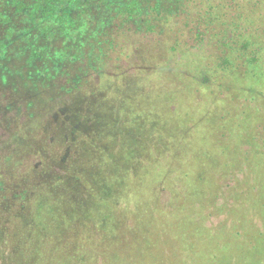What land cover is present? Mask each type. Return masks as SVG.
I'll return each mask as SVG.
<instances>
[{"label":"trees","instance_id":"16d2710c","mask_svg":"<svg viewBox=\"0 0 264 264\" xmlns=\"http://www.w3.org/2000/svg\"><path fill=\"white\" fill-rule=\"evenodd\" d=\"M133 35L158 38L154 42L147 43V46L145 43L142 47L140 45L137 51L143 49L145 56H159L165 61L162 66L143 65L146 67L143 70L136 67V72L149 69V72L154 71L153 74L147 75L148 77L159 76L156 78L158 86L152 89L153 87L148 84L144 89L146 93L152 92L153 95L157 93L158 99H163L164 94L182 96L185 92L183 81L190 83L187 87L188 91L200 93L202 88L195 87L200 85L199 79H202L210 83L209 86L204 85L206 91L213 93L215 100L222 96L228 99L223 110L215 109L210 111L205 119L191 120L195 121V129L191 127L187 130L194 135L200 127L202 135L196 141L190 138L191 144L195 145L187 144L186 148L191 149L193 153L186 159L177 160L176 169L183 168L182 174H185V178L192 179L188 181V189H190L186 192L184 205L182 204L180 209L185 212L184 207H188L194 213L189 218H180L173 233L167 228L172 220L167 214L163 216L167 222L156 223L159 225L150 233L148 226L153 223L135 224L133 230L135 235L148 241L146 248L156 238L159 243L166 240L167 245L174 239L177 245L181 246L186 243L184 238L188 229L194 230L192 235H195L199 229L206 232V239H211L209 242L211 246H208L212 249H208L210 254L204 256V264H213V262L214 264H264V189L256 187L255 191L252 190L247 194L244 192L242 197L238 181L227 192L229 197L227 201L218 204L222 195L219 192V183L222 179L210 176L213 183L210 185L211 180L206 176L214 165L212 170L215 171L220 167L223 170L227 168L231 170L247 161L250 164L248 171L254 174L258 172L260 175L261 182L259 179L257 182L259 186L264 184V170L260 171V168L264 169V131L255 128V123L261 126L260 123L264 121V104L261 103L264 101V92H258L256 87L244 86V82L264 85V0H239V2L236 0H0V88L2 87L4 91L10 89L17 92L14 87H23L31 99V105L46 104L52 109L50 111L57 108L59 98L75 94L77 98L73 102L81 105V108L83 107L81 95L85 94L86 88L94 92L90 84L91 79L104 78L108 80L107 84L111 80L110 63L115 64L113 66L115 71H120L117 69L124 60L123 56L131 60L135 49L134 47L129 49V56L124 42H130ZM163 36H168L167 45L162 42ZM157 48H159L158 53ZM170 73L172 74L170 76L161 75ZM119 77L124 78V74ZM162 78H165L164 81ZM230 80H234V83L229 84ZM191 85L194 89L190 88ZM103 86L107 93L110 91L107 89L108 84L102 85L94 92L96 98L107 94L99 93L103 90ZM113 88L117 89V86ZM142 92V90L139 93L132 92V95L141 96ZM110 96L108 94L109 98ZM242 96L246 101H249V98H252V101L259 100L263 110L256 108L257 110L253 111L252 107L242 100ZM99 97L102 101L106 99ZM132 98L121 97V101L124 100L126 106H129L130 103L135 102ZM138 100L137 97L135 106H140ZM237 101L241 110L236 106ZM76 105L69 107V110L72 111L71 122H74L72 127L78 125L75 134L78 132L79 135L83 128V121L80 120L83 113L80 115L81 112L76 110ZM109 105H112V101ZM110 110L111 108H107L102 111L108 116L111 115ZM248 110L252 113L251 116H248L247 120L241 119L243 117L239 115L249 114ZM239 112L240 114H236ZM103 117L96 114L91 121L98 133L101 127V132L95 134V137L108 133L106 127L101 124ZM190 118L192 116L189 114L185 127ZM171 120L176 123L173 126L181 128V131L185 129L178 125V120L175 122L174 117ZM162 123H165L170 131L174 130L166 115ZM212 124L230 130L227 137L232 144L228 145V142L221 141L225 138L224 134L222 138L219 137L212 142L213 136L210 135L212 131L209 130L210 127L213 128ZM75 134L61 132L65 137H72ZM115 139L111 126L109 141L112 145L108 146V143H104L101 139L98 142L99 149L103 152L109 153L111 149L109 156L111 159H103L105 161L102 163L106 162L103 168L102 163L99 167H92V165L86 166L83 160L77 159L73 176H68L61 188L72 197L69 199L67 195L66 198L67 201L70 200L69 207L65 206L67 202L64 204V212L67 216V219H64L67 221L64 223L65 229H68L69 234H74L76 229H83L84 241L77 245L63 241L61 243L56 239L48 243L42 240L29 242L26 237H19L13 251L17 254V258L11 264H76V260L79 262L84 252L83 246L95 253V261L97 255L103 256L105 260L102 264H126V262L144 264L143 261L138 263L137 260L130 262L117 252V248L115 251L109 250L107 241L115 240L118 232L122 235L123 227L115 217L107 220L103 211L114 204L115 191L122 193L121 197L126 196V199L133 195L139 202L143 195L140 193V188L135 190V187L144 183L141 175H145V179L149 176L153 183L159 177L158 182L173 181L172 156L170 154V158L163 157L162 161L156 162L158 170L152 171L151 159L141 154L142 160L146 159L142 163L139 162L137 157H134L137 153L130 150L128 145L129 143L136 145L140 142L126 141L127 143L121 144V149L118 147L117 152L115 146L118 143H114ZM244 142L250 144V150L254 151L245 152L235 145ZM29 147L30 145L27 149ZM171 148L163 147L164 153L172 151ZM32 149L35 147L32 146ZM134 149L137 151L135 146ZM206 152L209 154L212 152L209 164L204 162ZM231 153L238 155L232 159L233 161L226 160L227 158L223 161L220 159L221 155L228 156ZM107 167H111L112 173L116 176L110 182L104 180L99 183L98 178L105 173ZM129 176L133 177L130 179ZM234 179L235 177L232 178ZM118 182L122 190L116 188ZM246 184L245 182L244 185ZM51 186L53 188L55 185L51 183ZM212 186L213 189L216 187V190L211 193ZM128 189H131V193L125 195ZM97 193L100 199L104 196L105 204L99 217L96 211L100 212V207L96 209L88 206L87 210L81 207L87 202L86 199ZM181 196L182 194L179 195ZM146 200H148V210L154 213L151 209V201L157 203L156 196ZM245 202L248 204L244 205ZM51 203L58 207L59 202L51 201ZM100 205L103 207L102 202ZM154 209H157L155 205ZM160 209L164 210V208ZM175 209L180 211L179 208ZM91 212L95 213L88 215ZM221 213L227 215L226 220L217 226L211 224L212 226L207 228V223ZM139 214H142V211ZM255 219L260 221L261 226L256 224ZM188 222L191 223V228ZM137 244L136 247L132 245L131 249L134 247V251L143 252L141 244L139 242ZM0 245H3L1 238ZM25 249L28 253L31 252L34 262L28 257L21 256L22 252L26 253ZM131 249L130 254L133 253ZM34 252L38 253L40 259L34 257ZM213 253H216V256ZM90 256L91 253H87L83 258L86 262L83 264H92L94 258ZM234 257L238 258L237 262H232ZM159 261L162 264L160 258ZM178 264L183 263L179 260Z\"/></svg>","mask_w":264,"mask_h":264},{"label":"rangeland","instance_id":"374dc122","mask_svg":"<svg viewBox=\"0 0 264 264\" xmlns=\"http://www.w3.org/2000/svg\"><path fill=\"white\" fill-rule=\"evenodd\" d=\"M236 1L239 2V0ZM243 4L245 5L244 2ZM256 17L257 16H255V18ZM156 39L158 38H154L153 36L145 38L133 35L130 38V42H124L127 48L126 53L130 56L129 49L132 47H134L135 53L134 55L132 54L131 60L123 56L124 60L117 69L120 71H115L113 69L115 64L113 65V62L110 63L111 80L107 83V89H110V91L107 93V90H105L103 86V90L99 92L107 93L104 96L99 95L101 98H106L103 99L104 101H102L99 96L96 98L94 92H96V89L98 90L100 86L107 85L106 82L108 80L99 77L91 79L90 84L94 92L86 88L85 97L81 95L83 99V101H81L83 102V107L81 108V105H76L73 102L75 98H77L75 94L63 97L60 96L61 98L57 101V108L54 111H50L52 109H49L46 104L31 105V99L27 96V92L23 87H14L17 92L10 91V89L4 91L2 87L0 88V238L3 242V245H0V264H5V262L11 264L16 260L17 254L13 251L16 248L15 245H17L19 237H26L29 242H38L42 240L48 243L56 239V241H61V243L63 241L67 244L77 245H79L81 241H84L85 235L83 229H76L74 234H69L68 229H65L64 223L67 221H64V219H67V216L64 209L65 206H70L68 202H70L69 199H72V197L65 190H61V188H63L65 179L68 176H73L72 173L76 168L75 161L77 159L80 161L83 160L86 166L92 165V167H99L100 163L105 161L103 159H111V157H109L111 149H109V153H107L106 151L103 152L102 149L100 150L98 146L100 139L101 141L103 140L104 143H108V146L112 145L109 141L111 126L113 135L116 137V142L114 143H118L115 146V148L117 147L115 151L118 152L119 149H121V144H125L128 141L140 142L139 144L136 143V145H132L131 143L128 145L130 150L137 153V156L134 157H137L139 162L142 163L144 162L143 160L146 159L144 158L142 160L141 154L151 159L153 162L152 171L158 170L156 162L162 161L163 157L170 158L171 154V171H173L172 176L174 179H172L173 181L165 180L163 182H158L157 180L160 178L159 177L153 183L149 176L145 179V175H141L140 177L143 179L144 183L135 187V190L139 187L140 193L143 195V197L139 199V202L138 198H135L133 195H130L129 199H126V196L121 197L122 193L115 191L116 196L113 198L114 204L110 205L106 211L102 210L105 206L103 202L104 196H101L100 199L97 193V195L93 194V196L86 199L87 202L83 203L84 206H81L84 207V210H87L88 206L96 209L100 207V212L96 211L98 217L103 211L104 215L108 218L107 220L115 217L116 220L120 221L123 227L122 235L118 232L115 235V240L112 241V239H110L107 241L109 250L115 251L117 248V252L121 253L130 262L137 260L138 263L143 261L144 264H160V258L162 264H178L179 260H181L183 264L184 260L185 264H204L203 258L208 253V249L212 248L209 247L211 246L209 243L211 239H206V232L203 230L199 231L198 229L197 233L192 235L194 230L188 229V233L184 238L186 241L185 245H177L174 239L167 245L165 243L166 240L159 243L156 238L152 240L148 248H146L148 241L146 239H140L133 231L135 224L148 222L149 224L153 223V225L148 226V233L153 232L154 227L158 226L160 223L167 222L163 216L168 214L171 216L172 220L170 225H167V228L173 233L176 223L180 222V218H189V216L194 213V211L188 207H184L185 212L181 211L182 208L180 209V206H182L185 200L184 196L190 189H188V181L192 179L185 178V174H182L184 172L183 168L180 170L179 168L176 169L178 167L177 160L180 158L186 159L189 154H192V150L186 148L188 147L187 144H189V146L195 145L191 144L190 138H194L196 141V139L202 135L200 127L197 128V132L194 135L187 130L191 127L195 129V121L191 120L205 119L209 115V112L215 109L220 108L223 110L228 101V99H225L227 97L223 96L215 100L212 96L213 93L206 91L205 88L209 86L210 83L204 82L202 79H199V82H201L200 85L195 87L202 88L200 93L188 91L187 87H189L190 83L185 81L182 82L185 86V89L182 86L185 91L182 96L164 94L163 99H158L157 93H155V95H153L152 92L146 93L144 89L147 88L148 84L153 87L152 89L158 86L156 78L159 76L151 78L147 75L153 74L154 71L149 72V69L136 72L137 69H146L143 65L150 64H153L155 67L162 66L165 61L159 56H145L143 54V49L137 51V48L140 45L142 47L144 43L145 46H147V43L154 42ZM167 39L168 36H163L162 42L164 45H167ZM158 51L159 48H157L156 52L158 53ZM121 74H124V78L122 79L119 77ZM161 75L170 76L172 74ZM115 78H118V80H115ZM164 79L165 78H162L163 81ZM233 83L234 80H230L229 84ZM244 83L246 88L256 87L258 92H264L263 84L257 83L252 85L247 82ZM114 86H117V89H114ZM190 88L194 89L192 85ZM141 90L143 91L140 93L141 96H137L140 106H135L137 104V97L132 95V92L139 93ZM155 91L157 90L155 89ZM108 94L111 95L110 98ZM121 97L125 99H127V97H133L132 99H134L135 102L126 106L124 100L121 101ZM242 100L246 101L243 96ZM111 101L112 105L110 106L109 102ZM238 102L239 101L236 102V106L241 110ZM246 102L252 107L253 111L257 109L261 110V108L263 110V105H260L259 100L252 101V98H249V101ZM261 103L264 104V101ZM74 105L77 106L76 110L81 112L80 115L83 113L80 117V120L83 121V128L79 135L78 132L75 134L78 125L72 127L74 122H71L72 111L69 110V107ZM107 108H111L109 111L111 115L108 114L107 116V113L102 111ZM250 110H248L249 114H240V112L236 114H240L239 116L243 117L241 119L247 120L246 118L252 114ZM77 111L76 114H78ZM96 114L100 117L104 116L101 124L106 127L105 129L108 133H104L103 136L97 135V137H95L98 131L92 126L91 121ZM189 114L192 118L187 121L185 127V121ZM165 115L169 118L171 128H174L173 131H170L168 127L164 125L165 123H162ZM172 117H174L175 122L178 120V125L183 126L185 129L181 131V128L173 126V124L176 123L172 122ZM69 122H71L70 125L66 126ZM260 124L261 126L255 123L256 130L264 131L262 130L264 128V126H262L264 121ZM212 125L213 128H209V130L212 131L210 134L213 136L212 142L219 139V137L224 134L225 138L221 137V141L228 142V145L229 143L232 144L227 137L230 130L221 128V126L216 124ZM62 131H64V133L68 132L70 135H75L72 137H65L61 135ZM100 132L101 127H99V133ZM29 145L30 147L27 149ZM235 145L245 152H248V150L254 151L250 150V144L247 142ZM32 146H34L35 149H32ZM134 146L137 151L134 149ZM163 147H172L171 149L173 150L164 153ZM176 150L179 153H177ZM113 153L115 154L114 151ZM98 156L100 157L99 160ZM211 156L212 152L211 154L206 152L205 161H203L209 164ZM228 156H230V158ZM228 156L223 154L220 159L223 161L227 158L226 160L233 161L232 159H235L238 155L231 153ZM202 157H204L203 154ZM105 163L106 162L102 163V168ZM229 165H232V163H229ZM249 166V162L246 161L240 166L236 165L234 168H231V170L228 168L223 170L221 169L222 167L216 171L212 170L215 165L210 168V171L207 172L209 175H206L208 176L207 178L211 180V176L213 178L222 179L219 183V192L222 195L218 204H224V202L227 201L229 198L227 192L230 191L238 181L240 182L239 185L241 189L239 191L242 197L244 192L247 194V192H251L252 190L255 191L256 187L264 189V184L259 186V183H257L258 179L261 182L259 173L256 172L254 174L253 172H249ZM187 170L188 169H186V172ZM263 170L264 169L260 168L261 172ZM137 172L138 170H136V173ZM105 173L98 178L99 183L104 180L110 182L111 179L116 176L112 173L111 167H107ZM132 177L133 176H129L130 179ZM233 177H235L234 180H232ZM245 182L247 183L246 185H244ZM51 183L58 186V188L55 186L52 188ZM212 184L211 180L210 185ZM116 188L122 190L119 182ZM98 190L99 189H97V192ZM215 190L216 187L213 189L212 186L211 193ZM64 192H66V194H64ZM129 193H131V189H128L124 194L128 195ZM180 194H182L181 197H179ZM67 195H69L68 201L66 199ZM155 196L157 203L156 201L155 203L151 201L153 213L148 210V200L146 199L149 197L154 198ZM51 201L59 202L58 207L52 204ZM101 202L103 207L100 205ZM247 204L246 202L244 203V205ZM154 205L157 209H154ZM160 208H164V210ZM175 208H179L180 211ZM138 209L139 211L135 212ZM140 211H142V214H139ZM94 213L95 212H91L88 213V215ZM142 216L144 218H141ZM226 218L227 215L224 213H221L220 216H214L212 218L213 222H211V220L207 223V228L212 225L217 226L219 223L226 220ZM255 222L258 226H261L259 220L255 219ZM85 224L91 225L90 223ZM188 226L191 228L190 222H188ZM97 237H99V234H97ZM138 242L141 244V251H143L141 253L133 250V248L138 245ZM132 245L135 246L131 249ZM162 246H165V248H162ZM130 249L133 251L131 254L129 253ZM25 251L26 253L22 252L21 256L28 257L34 262L31 252L28 253L27 249H25ZM83 251L82 257L79 258V262L76 260V264H83L86 262V259L83 258L87 253H91L90 257L94 258L92 264H102V261L105 260L103 256L97 255L95 261V253L86 249L84 246ZM209 254L210 253H208V255ZM213 255L216 256V253H213ZM34 257L40 259L37 252H34ZM237 261L238 258L236 257L232 260V262ZM126 264L129 263L126 262Z\"/></svg>","mask_w":264,"mask_h":264}]
</instances>
